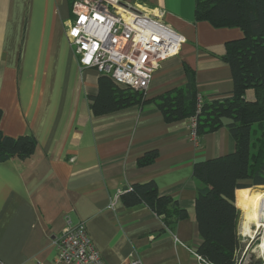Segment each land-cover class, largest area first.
<instances>
[{"label": "crops", "instance_id": "crops-1", "mask_svg": "<svg viewBox=\"0 0 264 264\" xmlns=\"http://www.w3.org/2000/svg\"><path fill=\"white\" fill-rule=\"evenodd\" d=\"M123 1L165 10L186 41L161 62L146 103L96 115L100 74L80 69L70 46L71 0H0V129L38 140L29 157L0 161V264H66L54 240L68 217L86 223L106 264H202L193 254L202 242L194 164L232 153L236 141L225 126L192 138L190 118L166 121L155 100L186 86V68L202 99L230 94L223 56L243 31L197 20L196 0ZM151 180L187 211L173 231L144 202L123 198Z\"/></svg>", "mask_w": 264, "mask_h": 264}, {"label": "trees", "instance_id": "trees-1", "mask_svg": "<svg viewBox=\"0 0 264 264\" xmlns=\"http://www.w3.org/2000/svg\"><path fill=\"white\" fill-rule=\"evenodd\" d=\"M195 16L216 27L242 29L243 37L228 41L223 56L232 71L233 90L225 96L202 99L198 111L194 72L186 68V86L162 94L155 102L168 122L197 115L198 140L223 126L234 137L235 150L196 162L194 177L198 181L196 219L202 237L197 253L208 264H237L241 248L238 207L249 190L244 188L264 185V0H196ZM248 90L253 91V97H248ZM147 101L145 91L101 74L91 107L94 114L104 115ZM37 146L32 133L14 137L0 129V161L25 159ZM123 198L128 204H147L170 231L187 215L176 199L160 194L153 180L128 187Z\"/></svg>", "mask_w": 264, "mask_h": 264}, {"label": "built area", "instance_id": "built-area-1", "mask_svg": "<svg viewBox=\"0 0 264 264\" xmlns=\"http://www.w3.org/2000/svg\"><path fill=\"white\" fill-rule=\"evenodd\" d=\"M72 19L66 25L80 69L95 68L117 83L145 91L161 62L178 54L186 38L165 21V10L123 0H71ZM202 97L198 96V111ZM197 139V115L190 117ZM240 232V231H239ZM242 236H250L241 232ZM264 229L261 232V242ZM57 259L66 264H106L84 221L67 218L54 240ZM202 264L205 259L193 251ZM123 264H143L134 258Z\"/></svg>", "mask_w": 264, "mask_h": 264}, {"label": "rangeland", "instance_id": "rangeland-1", "mask_svg": "<svg viewBox=\"0 0 264 264\" xmlns=\"http://www.w3.org/2000/svg\"><path fill=\"white\" fill-rule=\"evenodd\" d=\"M244 189L249 190L245 191L242 197V200L240 202L241 208L237 206L241 211L239 222L240 232L244 231L243 228L245 227V222L247 221V217L244 211L246 210L250 199L254 194L259 193L260 191H264V185H255ZM250 225H252L251 228L253 227V235L244 237L240 234L241 248L237 253V264H264V252H262L260 248V245L262 243L261 232L263 230V227H261V229H257V232H255V224L251 223Z\"/></svg>", "mask_w": 264, "mask_h": 264}, {"label": "bare ground", "instance_id": "bare-ground-1", "mask_svg": "<svg viewBox=\"0 0 264 264\" xmlns=\"http://www.w3.org/2000/svg\"><path fill=\"white\" fill-rule=\"evenodd\" d=\"M247 221L245 222L244 232L249 235H253V230L251 228V223H254L257 229H264V191H260L252 196L250 199L246 210L244 211ZM261 251L264 252V239L260 245Z\"/></svg>", "mask_w": 264, "mask_h": 264}]
</instances>
